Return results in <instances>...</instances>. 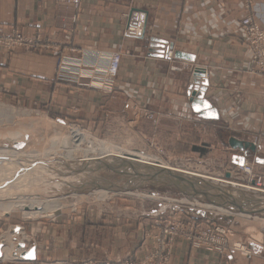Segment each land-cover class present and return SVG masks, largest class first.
<instances>
[{
	"label": "crops",
	"instance_id": "1",
	"mask_svg": "<svg viewBox=\"0 0 264 264\" xmlns=\"http://www.w3.org/2000/svg\"><path fill=\"white\" fill-rule=\"evenodd\" d=\"M246 11L264 29V0H252L249 8L244 0H80L79 9L61 0H0V25L14 23L28 35L38 31L40 37L32 51L0 48V98L83 123L141 107L157 117L155 131L141 119L138 129L145 138L200 150L207 149L209 137L226 149L223 136H235L255 143L264 158V75L249 69L239 23ZM125 13L142 20L141 36L125 33ZM162 46L194 59L169 60L159 55ZM69 48L89 66L106 63L111 51L120 52L110 94L54 77L56 57ZM195 67L208 73L204 98L218 112L216 120L204 119L191 108L187 88ZM235 153L240 155L228 152L230 157ZM29 232L34 236V258H5L1 251L0 264H81L86 259L139 257L144 249L140 224L72 215L31 225ZM260 251L219 255L177 240L169 264H264V245Z\"/></svg>",
	"mask_w": 264,
	"mask_h": 264
},
{
	"label": "rangeland",
	"instance_id": "2",
	"mask_svg": "<svg viewBox=\"0 0 264 264\" xmlns=\"http://www.w3.org/2000/svg\"><path fill=\"white\" fill-rule=\"evenodd\" d=\"M61 1L72 5L64 0ZM244 4L249 8L252 4V0H244ZM79 7L80 1L78 7L74 8L79 9ZM247 14L250 15V13L246 11L240 18L239 23ZM131 15L138 17V15L134 13H125L124 31L127 17ZM139 20L142 22L140 18ZM12 25L18 26L23 35L36 39V47L39 46L40 37L38 31L28 35L22 31L19 25L14 23L8 25L6 28L2 25H0V27L6 32ZM142 27H144L143 22ZM245 39L251 60L249 69L251 72L259 73L253 69L254 63L251 59L249 41L246 34ZM36 47L32 49L23 47L7 49L4 44H0V48L5 51H13L15 49L32 51ZM168 48L172 49L171 47ZM166 50L167 47L162 46L158 53H161L162 56L167 58L165 56ZM75 51L76 49L69 48L67 52L61 53L56 57L54 77L62 81L75 83L78 86L96 89L102 93L110 94L112 92V80H105L104 83L103 81L100 83L97 79L102 78L99 76L96 78L86 77L89 72L94 75L98 74L96 69L105 65V63H98L92 66L85 65L82 63L81 58L72 55ZM172 53L174 58L175 52L173 49ZM64 54L71 57L73 56L79 60L71 67L62 65L59 59ZM173 58L167 59L172 60ZM197 71L202 72H199L200 75H196ZM204 71L206 70L203 68L195 67L188 87L194 84L195 79L200 82L205 80L201 79ZM259 74L264 75L263 73ZM81 75L83 77H81ZM108 86L111 87L110 90H105L108 89ZM142 118L152 124L153 131L156 130V114L153 111L141 107L133 106L131 109H122L119 112L111 113L110 117H106L103 121L83 123L79 119L68 120L55 117L42 110L30 109L21 104L7 102L0 98V127H4L2 128L3 131H5V127L8 125L11 128H16V122L28 126V123L34 119L36 121L43 119L42 122H45V120L49 121L57 125L60 131H63L62 134L65 137L63 140L65 143L68 142V144H66L67 146L63 147L69 149L73 143L76 144L75 150L71 153L72 157L69 159L65 156H57L55 159H47V161L45 159L40 160V162L42 161L41 163L34 160L31 166H28L31 162H28V164L26 162L27 165L25 163L23 165L20 161H15V163H11L4 167H2V163L0 164V196H10L14 198L18 195H33L46 198L64 196L69 202L75 201L74 205L55 208L52 211L40 215H25L23 213L24 211L18 208H10L8 211H5V213L0 212V246L1 248L6 247L3 250V256L5 258H12L6 256V250L15 251V247L21 248L20 255L17 256L23 257L22 251H24L25 248L34 246L32 243L34 241V236L32 237L29 232V230H31V225L33 227L37 225V223L48 221L55 223L63 217L67 219L72 217V215L84 216L94 221H104L113 224L130 223L136 226L140 224L143 229L142 244L144 245V249L142 255L139 257L124 256L119 259L106 258L104 260L86 259L82 261L81 264L118 261L124 258L134 260L141 259L152 249L154 242H156L155 237L160 234L167 223L173 222L174 220L180 225L181 231L191 230L192 227L193 231H197L199 227H221L223 230L225 229L231 247L220 252L211 245L202 244L200 246H193L189 239L184 236H178L175 237L171 243L168 264L170 263L172 248L177 240L185 241L192 249H199L202 247L211 248L219 255H226L229 252H237L241 255H251L261 252L262 245H264V210L260 213L245 214L229 205H227V207L212 206L206 200L198 198L195 195H187L165 186L153 184H145L132 192H116L103 187L106 180L113 181L118 178L111 175V173L104 168L105 164H112L120 158L134 160L133 156L130 155H101L98 150L87 151L91 144H99L104 141L124 149L139 150L146 154L154 155L168 164L171 168L180 172L182 171L184 174L191 176L195 175L194 177H201L212 183L233 185L251 194L255 198H259L260 202L264 204V168L258 166V164H264L258 163L255 160L256 157L262 158L263 156L256 151L255 143L239 139L255 145L254 152L247 148L244 161L239 165L233 161V155L237 154L235 153L231 157L228 154L229 151H238L240 153L238 156L244 155L245 150L233 148L229 144V138L235 136H223L222 140H224L226 149L217 141V138L211 137L208 138V143L205 145L207 149L199 147L200 150L193 149L194 146L182 142H176L174 145L161 144L155 139L150 140L145 138V135L138 129V125ZM39 126L40 124L35 127L38 131L35 132L36 135L34 136V140L42 145H38L37 142L33 144V142L29 141L30 136L27 133L23 140L12 138L10 140L9 137H0V147L20 150L28 149V147L31 146L30 149L33 147L31 149L33 150L40 146L41 148L50 146L51 141L49 138H42L43 134H41V131H45L44 135L50 132L47 135V137H49L54 131L53 128L49 127L43 130L44 128L41 127L43 125ZM71 126L79 127L83 131H86L88 136L82 141L74 140L68 134V129ZM43 140L45 141L43 142ZM45 142L48 143L45 144ZM27 145L29 146L25 147ZM54 148L57 147H53L52 150ZM135 160L138 161L137 159ZM236 160L238 161L237 158ZM227 173L230 174L229 177L226 176ZM101 189L108 193L104 199H98L94 194L97 190ZM138 192H141V194H138ZM76 195H84V197L78 200ZM241 205L243 209H259L257 206H249L244 203ZM12 232H14V234H12ZM54 264L72 263L59 260L54 262Z\"/></svg>",
	"mask_w": 264,
	"mask_h": 264
},
{
	"label": "water",
	"instance_id": "3",
	"mask_svg": "<svg viewBox=\"0 0 264 264\" xmlns=\"http://www.w3.org/2000/svg\"><path fill=\"white\" fill-rule=\"evenodd\" d=\"M156 40V39H155ZM154 41V40H153ZM159 55H162L161 53ZM174 56L177 58L193 60L194 56L183 51H175ZM202 71H197L196 75H200ZM207 79L203 81L194 80V84L187 88V95L192 110L204 119H218V112L211 103L204 98V92L207 87ZM229 144L233 148L245 150L244 155H233V161L237 164H242L244 156L247 153V148L255 151L253 143L229 138ZM120 158V157H119ZM238 159V161L236 160ZM138 160V159H137ZM258 163L264 164V158L256 157ZM104 168L111 175L118 177L116 180H106L104 188L116 192H132L139 189L145 184H153L168 187L174 191H178L187 195H195L198 198L206 200L212 206H226L236 208L245 214L260 213L264 210V204L259 198H255L251 194L242 191L240 188L229 184L212 183L201 177H194L184 174L175 169L161 167L155 163H145L132 159L120 158L112 164H105ZM227 177L230 174H226ZM122 181V182H120ZM249 206H257L258 210L243 209L241 204ZM22 244V243H21ZM21 247V246H19ZM28 253L23 254L26 258H34V249L31 247ZM1 257V246H0Z\"/></svg>",
	"mask_w": 264,
	"mask_h": 264
},
{
	"label": "built area",
	"instance_id": "4",
	"mask_svg": "<svg viewBox=\"0 0 264 264\" xmlns=\"http://www.w3.org/2000/svg\"><path fill=\"white\" fill-rule=\"evenodd\" d=\"M64 1L77 8L80 0ZM126 21L125 32L128 35L137 37L142 34V22L137 16H128ZM240 24L249 41L250 55L252 62L254 63L253 69L264 74V29L261 28L248 14L241 19ZM36 43V39L23 35L18 26L12 25L6 32L0 27V44H4L7 49H13L15 47L32 49L36 47ZM165 56L167 58H173L172 49L167 48ZM120 59L121 54L119 51H111L105 65L96 69L98 74L94 75L89 72L86 77L96 78L99 76L102 78L97 79L100 83L102 81L104 83L105 80H112L118 71ZM77 60L79 59L64 54L59 59V62L62 65L71 67ZM81 77L83 76L81 75ZM207 77V72L204 71L201 79H206ZM110 86L105 90H110ZM178 236L186 237L193 246H200L202 244L211 245L220 252L231 247L228 242L227 233L225 232V229L223 230L221 227H199L197 231H193L192 227L191 230L181 231L180 225L174 220L173 222L167 223L160 234L155 237L156 242H154L152 249L143 258L138 260L124 258L118 261L90 262L88 264H168L171 243L173 239Z\"/></svg>",
	"mask_w": 264,
	"mask_h": 264
},
{
	"label": "bare ground",
	"instance_id": "5",
	"mask_svg": "<svg viewBox=\"0 0 264 264\" xmlns=\"http://www.w3.org/2000/svg\"><path fill=\"white\" fill-rule=\"evenodd\" d=\"M42 120L43 119L36 121L34 119L28 123V126L23 125L22 123L16 122L15 124L17 127L13 126L16 128H11L8 125L9 127L8 126L5 127L6 128L5 131H3V129H2L4 127H0V137H4V138L9 137L10 140H11V138L23 140L24 137H26L25 134L28 133L30 136L29 141L33 142V144H35L37 142V141L35 142L34 136L36 135L35 132L38 131L35 128L38 124H40V126L43 125V126H41L42 128H44L43 130H46V128H49V127H52L54 130L53 131L52 129H49L50 131L51 130L53 131L52 135L49 137H47V135L50 132L47 134L45 133L46 135H44L45 131L42 132L41 130H39V131H41V134H43V136L41 135L42 138H44V139L49 138V140L51 141L50 146H48L46 148H41V146H40V147H36L35 149L31 150L33 147L30 149L31 146L28 147L30 144L25 146V147H28V149L26 148V149H20V150L14 149V148H1L0 147V161H1L0 164L2 163V167L9 165L11 163H15V161H20L21 164H23V165H24V163L26 164V162H27V164H28V162H31L28 165V166H31L33 164L32 161H34V160H37L40 162V160H44V159L46 161H47V159H55L57 156H65V157H67V159L72 157L71 153L73 152V150H75L76 144L73 143L69 147V149L68 148L66 149L65 147L67 146L66 144H68V142L65 143L63 140L65 138L64 135L62 134L63 131H60V129L57 125L52 124L51 122L46 121V120H45V122H42ZM68 134L76 141H82L88 136V134H86V131H83L79 127H75V126L69 127ZM44 141L45 140H43V142ZM103 142H100L99 144H91L87 151L98 150L101 155H116V156L130 155V156H133V158L138 159V161L140 160L141 162H145V163L155 162L156 164H159V166H161V167L171 168L168 164H166L165 162H163L161 159L157 158L154 155H149V154H146V153L141 152L139 150L124 149V148L119 147L115 144L107 143V142L103 143ZM46 143H48V142H45V144ZM37 144H38V142H37ZM40 144L41 143H39L38 145H40ZM63 146H65V147H63ZM53 147H57V148H54L52 150ZM171 169H173V168H171ZM94 194H95V197L98 199H104L108 195L107 191H104L102 189L97 190ZM138 194H141V192H138ZM71 195H73V194H71ZM76 197L79 200V199H82L84 197V195H78V196L76 195ZM13 198L14 197H10V196H0V212L1 213L2 212L5 213V211H8L10 208H18L20 210H23L24 211L23 213L25 215H40V214L46 213L48 211H52L55 208L66 207V206L74 205V203H75V201H72V202L67 201L64 196H60L57 198H51V197L46 198V197H39V196H33V195L32 196L31 195H27V196H24V195L19 196L18 195L14 199ZM14 232H12V234H14ZM4 248H6V247L1 248L2 256H3ZM20 249L21 248L15 247V251L6 250V256L12 257V256L20 255V251H19Z\"/></svg>",
	"mask_w": 264,
	"mask_h": 264
}]
</instances>
